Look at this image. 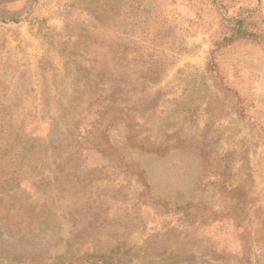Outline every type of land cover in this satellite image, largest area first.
Here are the masks:
<instances>
[{
  "label": "rangeland",
  "instance_id": "374dc122",
  "mask_svg": "<svg viewBox=\"0 0 264 264\" xmlns=\"http://www.w3.org/2000/svg\"><path fill=\"white\" fill-rule=\"evenodd\" d=\"M88 256L264 264V0H0V264Z\"/></svg>",
  "mask_w": 264,
  "mask_h": 264
},
{
  "label": "trees",
  "instance_id": "16d2710c",
  "mask_svg": "<svg viewBox=\"0 0 264 264\" xmlns=\"http://www.w3.org/2000/svg\"><path fill=\"white\" fill-rule=\"evenodd\" d=\"M243 22H244V20H240L238 22V25L242 24ZM234 34H233V36H234ZM233 36L230 39H232ZM238 36H239V38H245V35L243 33L238 32ZM72 264H111V263L105 257L88 256L85 258L74 260V262Z\"/></svg>",
  "mask_w": 264,
  "mask_h": 264
}]
</instances>
